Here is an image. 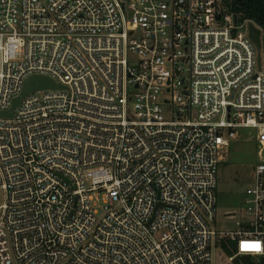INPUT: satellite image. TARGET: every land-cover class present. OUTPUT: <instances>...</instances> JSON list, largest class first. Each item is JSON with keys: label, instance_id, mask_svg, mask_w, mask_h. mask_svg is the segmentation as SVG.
<instances>
[{"label": "built area", "instance_id": "2783aa9c", "mask_svg": "<svg viewBox=\"0 0 264 264\" xmlns=\"http://www.w3.org/2000/svg\"><path fill=\"white\" fill-rule=\"evenodd\" d=\"M32 75L64 87L1 116ZM242 129L257 146L245 220L218 231ZM222 257L264 264V29L223 0H0V264Z\"/></svg>", "mask_w": 264, "mask_h": 264}, {"label": "rangeland", "instance_id": "374dc122", "mask_svg": "<svg viewBox=\"0 0 264 264\" xmlns=\"http://www.w3.org/2000/svg\"><path fill=\"white\" fill-rule=\"evenodd\" d=\"M256 149V142L251 140L249 130L242 129L230 147L223 150L218 169L217 215L214 223L218 231L237 229V223L245 220L243 202L252 182ZM218 261L228 264L224 257Z\"/></svg>", "mask_w": 264, "mask_h": 264}, {"label": "water", "instance_id": "95a60500", "mask_svg": "<svg viewBox=\"0 0 264 264\" xmlns=\"http://www.w3.org/2000/svg\"><path fill=\"white\" fill-rule=\"evenodd\" d=\"M249 36L251 40L255 43L258 49V61L261 63V29L257 27L253 22L249 23ZM64 86L52 78L45 75H32L29 76L23 86L22 92L16 96L13 100L12 106L9 110L3 111L1 116L11 118L14 116L15 109L21 104L22 99L35 91L43 89H54L63 88Z\"/></svg>", "mask_w": 264, "mask_h": 264}, {"label": "trees", "instance_id": "16d2710c", "mask_svg": "<svg viewBox=\"0 0 264 264\" xmlns=\"http://www.w3.org/2000/svg\"><path fill=\"white\" fill-rule=\"evenodd\" d=\"M236 23L252 20L264 29V0H223Z\"/></svg>", "mask_w": 264, "mask_h": 264}, {"label": "snow or ice", "instance_id": "6c2138e0", "mask_svg": "<svg viewBox=\"0 0 264 264\" xmlns=\"http://www.w3.org/2000/svg\"><path fill=\"white\" fill-rule=\"evenodd\" d=\"M244 248H245V249H249V248H251V249H254V250H256V251H259V244H253V245L245 244V245H244Z\"/></svg>", "mask_w": 264, "mask_h": 264}]
</instances>
